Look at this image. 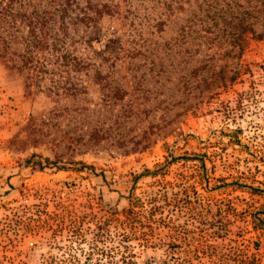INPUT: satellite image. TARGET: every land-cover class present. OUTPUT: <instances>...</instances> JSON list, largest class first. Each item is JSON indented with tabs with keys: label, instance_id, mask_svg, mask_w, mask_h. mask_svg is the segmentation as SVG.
Instances as JSON below:
<instances>
[{
	"label": "rangeland",
	"instance_id": "obj_1",
	"mask_svg": "<svg viewBox=\"0 0 264 264\" xmlns=\"http://www.w3.org/2000/svg\"><path fill=\"white\" fill-rule=\"evenodd\" d=\"M108 1L75 95L0 57V264H264V10Z\"/></svg>",
	"mask_w": 264,
	"mask_h": 264
},
{
	"label": "trees",
	"instance_id": "obj_2",
	"mask_svg": "<svg viewBox=\"0 0 264 264\" xmlns=\"http://www.w3.org/2000/svg\"><path fill=\"white\" fill-rule=\"evenodd\" d=\"M83 1L0 0V57L25 77L27 88L41 87L49 80V89L56 94L60 89L65 95L81 90V83L77 84L70 72L86 69L89 63L76 53L74 37L79 35L80 26L96 28L102 18L120 9L119 4L108 0ZM247 1L255 12L264 10V0ZM146 173L155 176L158 171ZM132 216L126 215L123 224Z\"/></svg>",
	"mask_w": 264,
	"mask_h": 264
}]
</instances>
